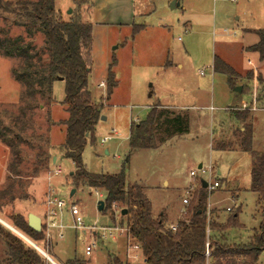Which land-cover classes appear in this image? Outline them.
Listing matches in <instances>:
<instances>
[{
  "label": "rangeland",
  "instance_id": "374dc122",
  "mask_svg": "<svg viewBox=\"0 0 264 264\" xmlns=\"http://www.w3.org/2000/svg\"><path fill=\"white\" fill-rule=\"evenodd\" d=\"M93 2L97 3L94 19L90 16ZM54 4L63 20L79 15L92 26L88 90L92 102L103 107L95 141L88 143L82 153L85 169L93 174L123 172L127 185L143 188L151 202L153 217L163 213L168 226L184 218L188 205L183 200L190 202L192 194L199 190L200 179L217 181L219 187L215 191L206 189L207 216L224 222L239 210L242 229L227 231L228 242L247 243L259 228L263 214L256 204L257 195L250 191L253 161L238 147V125L232 112L234 107L249 101V94L235 92L224 74L214 72L213 59L220 58L239 74L258 65L255 53L246 52L242 47L256 44L259 40L256 31L264 30V0H54ZM134 26L141 28L133 32ZM6 34L21 35L26 41H32L38 52L44 49V39L39 33L29 38L24 28L0 19V36ZM262 64L257 67L264 74ZM16 66V60L0 56V110L19 103L22 87L11 74ZM110 69L116 87L107 99L106 80ZM252 73L253 80L260 75L257 70ZM247 83L251 90L256 87L257 97V83L243 81L241 84ZM64 87L62 80L53 81L54 104L44 105L35 116L37 125L45 131L46 115L50 112L55 123L49 132L51 159L56 158L55 165L62 168L63 174L52 176L55 165L51 163L45 173L31 181L28 193L32 200L22 203L44 207L45 214L46 200L52 193L65 203L58 218L62 238H57L58 230L54 229L48 239L43 223L44 240L39 245L58 264L74 258L88 264H109L111 257L126 264H142L141 253H137L134 262L127 256L126 219L120 217V210L98 211V202L105 200L104 192L84 187L69 196L73 165L57 151L64 139V127L59 123L68 116L61 105ZM257 106L263 110L262 103ZM153 107L186 115L187 132L157 149L130 151V125L145 120ZM252 115V147L264 153V112L256 111ZM228 143L232 146L226 150L216 147ZM9 158L8 150L0 144V174H4L2 166L6 163L7 167ZM200 167L212 168L211 179L199 172ZM190 171L198 172L197 179L190 178ZM6 182L7 176L3 185ZM70 206L79 211L84 228L111 226L124 231L114 240L97 241L88 230L83 232L84 229L73 227ZM13 212L14 206L4 205L0 217L6 220ZM92 241L96 247L91 257H86L84 249ZM258 264H264V251Z\"/></svg>",
  "mask_w": 264,
  "mask_h": 264
},
{
  "label": "trees",
  "instance_id": "16d2710c",
  "mask_svg": "<svg viewBox=\"0 0 264 264\" xmlns=\"http://www.w3.org/2000/svg\"><path fill=\"white\" fill-rule=\"evenodd\" d=\"M0 19L24 28L29 38L39 33L44 39V49L38 52L32 41L21 35L0 36V56L16 60L11 69L13 79L20 84L22 92L16 106L2 107L0 110V144L9 152L7 182L0 190V212L3 206L13 207L15 202L32 200L28 190L31 181L45 173L52 163L49 132L55 125L47 112L45 131L37 125L36 111L44 105H53L52 83L61 79L64 84V99L67 119L60 121L64 127V139L57 151L63 159L71 161L73 170L70 187L100 190L105 194V213L110 209L126 210V235L132 244H138L143 257L142 264H258L264 251V153L253 150V127L247 118V111H233L237 121L243 122L239 131L238 147L247 153L253 166L250 171V191L257 195L256 204L262 209L263 220L245 244H230L227 231L242 229L238 215L230 214L224 222L207 216L206 188L198 182L199 190L187 200L184 218L176 222L172 231L162 213L152 215L151 202L137 184L127 185L123 172L93 174L85 169L82 153L88 143L95 141V129L101 117L102 104L92 102L88 90L87 77L91 64L92 26L83 22L79 15L63 20L55 9L54 0H0ZM140 26H134L138 32ZM259 40L247 48L257 53L258 61H264V30L256 31ZM213 71L226 76L230 87L241 85V93H249L252 72L237 73L218 57L213 59ZM257 101H264V79L257 75ZM249 85V86H248ZM116 87L114 75L109 70L106 80V98ZM188 130L186 115L161 107L149 109L145 120L132 123L128 135V149H157L166 141L184 135ZM232 144H218L221 150ZM211 214V213H210ZM3 220V219H2ZM7 220V221H6ZM5 221L11 228L40 248L55 264H58L39 245L44 240L43 227L35 232L27 225L22 214L10 215ZM122 224V223H120ZM208 245L209 255H204ZM109 264H126L111 257ZM0 264H50L25 240L0 224ZM64 264H88L78 259H70Z\"/></svg>",
  "mask_w": 264,
  "mask_h": 264
},
{
  "label": "built area",
  "instance_id": "2783aa9c",
  "mask_svg": "<svg viewBox=\"0 0 264 264\" xmlns=\"http://www.w3.org/2000/svg\"><path fill=\"white\" fill-rule=\"evenodd\" d=\"M235 1V0H233ZM254 84H256V79L253 80ZM100 86H103V84L101 83ZM253 92V98H254V103H253V110H256L255 108V104H257V99H256V87H253L252 89ZM263 106H264V101L262 102ZM105 140V139H104ZM55 165V163L53 164ZM199 172H201L202 174H208L209 178L211 179V175H212V168H199ZM63 174V170L60 166H54L53 169L51 170V175L52 176H60ZM197 175L198 172L197 171H190L189 176L190 178H194L197 179ZM203 180L200 179L199 182H202ZM205 182V181H204ZM206 183V189L209 191H215L218 187H219V183L217 181H212V182H205ZM183 204H187V199L183 200ZM65 203L64 201L59 197L54 195V193H52L51 196H49L46 200V221L44 222L45 224V230L44 233L46 235V237L48 239H50V233L52 232V230H58L57 233V238L61 239L62 235L60 233L61 230V225L59 224L58 218H60L61 213L64 209ZM229 211V209H227ZM69 213L72 216L73 220H74V225L73 227L75 229H84L83 232H85L86 230H88L90 232V235L97 239V241H104V240H114L117 236H120L121 233H123V229L122 228H117V227H103V228H95V227H91V228H84L81 218L79 217V211L77 210V208L75 206H70L69 208ZM170 229L172 231H175L176 229V225H170ZM99 231V234H97V232ZM96 247V242L92 241L91 244L89 246H86L84 249V255L86 257H91L94 249ZM128 257L134 262L137 260V253H141L140 251V246L138 244H132L130 242V240H128ZM43 252V251H42ZM44 253V252H43ZM204 255L206 257H208L209 255V250H208V245H206L205 248V252Z\"/></svg>",
  "mask_w": 264,
  "mask_h": 264
},
{
  "label": "crops",
  "instance_id": "0c3cea01",
  "mask_svg": "<svg viewBox=\"0 0 264 264\" xmlns=\"http://www.w3.org/2000/svg\"><path fill=\"white\" fill-rule=\"evenodd\" d=\"M97 0H95V2H96ZM96 4L97 3H95V5H94V2H93V7H92V9H91V13H90V16H92L93 17V19H94V17H95V15H96ZM247 48L248 47H245V48H243L242 47V50H245L246 52H249V51H247ZM255 55H256V57L258 58V55H257V53H255ZM262 63V62H261ZM260 64V62L258 61V65ZM263 64H264V61H263ZM262 64V65H263ZM257 65V66H258ZM255 67L253 70H250V71H247V72H253V71H255V70H257V71H259V73H260V75L262 76V78L264 79V74H263V72H261V70H260V68L259 67ZM246 71L245 72H242V74L241 75H245L246 73H247ZM252 83H253V79H252ZM249 101L248 102H246V103H243L242 105H239V106H236V107H234V109L237 111H247L248 113H249V117L247 118V123H251L252 124V114L254 113V112H256V111H261V112H264V107H263V110H260V108L257 106L258 104H260V102H257V104H255V108H256V110H253L252 109V107H253V104H252V102L254 103V98H253V93H252V91H250L249 93ZM226 110H230V109H226ZM236 125H238L237 127V136H239V131L240 132H242L243 131V122L242 121H237L236 120ZM254 129V128H253ZM55 161H56V158H55ZM2 171L4 172V174H0V190L1 189H3L4 187H5V185H3L4 183H5V177L7 176V172H6V163L5 164H3V166H2ZM217 174L219 175L220 174V172H217ZM3 185V186H2ZM1 186H2V188H1ZM64 192H61L60 193V195L62 196V194H63ZM22 202H25V201H20V202H15L14 203V209H15V212H14V214H17V213H19V214H22V215H24V212L25 211H27V215L30 213V212H34L35 214H36V216H38L40 219H41V223L43 224L44 222H45V219L46 218H44V212H45V209H44V207L42 208L41 206H38L37 204H35V205H30V206H26V205H24V203H22ZM36 210H37V212H36ZM34 214V215H35ZM0 220L2 221V222H4L5 224H7L5 221H3L2 219H1V217H0ZM8 225V224H7Z\"/></svg>",
  "mask_w": 264,
  "mask_h": 264
},
{
  "label": "water",
  "instance_id": "95a60500",
  "mask_svg": "<svg viewBox=\"0 0 264 264\" xmlns=\"http://www.w3.org/2000/svg\"><path fill=\"white\" fill-rule=\"evenodd\" d=\"M61 80V79H59ZM235 92L237 93H241L242 91V87L241 86H238V87H234L233 89ZM55 163V158L52 159V164ZM202 183V187L203 188H206V183L204 181L201 182ZM75 193V190L72 189L69 193V196H72L73 194ZM62 196H65V193L62 194ZM104 208V202L103 201H100L98 202V206H97V209L98 211H102ZM120 215L121 217L125 216L126 215V210H121L120 211ZM0 224H2L3 226H5L7 229H9L10 231H12L13 233H15L16 235H18L20 238H22L23 240H25L28 244H30L34 249H36L50 264H55L53 262V260H51L45 253H43L36 245H34L31 241H29L27 238H25L23 235H21L20 233H18L17 231H15L13 228H11L9 225L5 224L4 222H2L0 220ZM27 225L30 229H32L33 231L35 232H40L41 229H42V223H41V219L32 214V213H29L27 215Z\"/></svg>",
  "mask_w": 264,
  "mask_h": 264
}]
</instances>
